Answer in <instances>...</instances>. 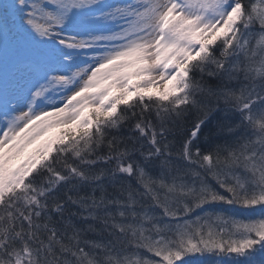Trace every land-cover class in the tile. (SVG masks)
<instances>
[{"label": "snow or ice", "instance_id": "1", "mask_svg": "<svg viewBox=\"0 0 264 264\" xmlns=\"http://www.w3.org/2000/svg\"><path fill=\"white\" fill-rule=\"evenodd\" d=\"M191 257L264 264V0H0V264Z\"/></svg>", "mask_w": 264, "mask_h": 264}, {"label": "trees", "instance_id": "2", "mask_svg": "<svg viewBox=\"0 0 264 264\" xmlns=\"http://www.w3.org/2000/svg\"><path fill=\"white\" fill-rule=\"evenodd\" d=\"M256 2L259 3V0H256ZM143 147L147 148V145L144 144ZM99 167H103V166H101V165L93 166L94 169L99 168ZM148 170H149L150 174H152V175H159L160 171H161L160 161L158 159L156 161H154L153 165L149 166ZM70 183H75V182H70ZM120 183L121 182L119 180H110L108 177H104V178H102L99 185H97L95 182H92V183L80 182L76 186L75 191H78L80 194L94 193L95 195H99L100 189L102 188L103 191L107 194V196L109 198H119L120 193H119L118 185ZM129 184L131 185V187H135V183L133 181H129ZM69 187H70V184H65L63 186L58 187L57 194L62 195L63 192L65 191V189L69 188ZM70 211L74 212V211H76V209L70 207ZM72 221L74 224H76L77 226H80V227H83L85 225V223H87V222H84V221L77 219L76 217H72ZM97 227H99V225H97ZM145 255H148V254H145ZM203 258L191 257L189 260V264H193L196 261V259H198L197 260V262H199L198 264H204L205 260ZM207 258L208 257H206V259Z\"/></svg>", "mask_w": 264, "mask_h": 264}, {"label": "rangeland", "instance_id": "3", "mask_svg": "<svg viewBox=\"0 0 264 264\" xmlns=\"http://www.w3.org/2000/svg\"><path fill=\"white\" fill-rule=\"evenodd\" d=\"M203 259L205 260L204 264H214V261H213L212 258H207V259H206V257H204ZM197 260H198V259H196V261H195L193 264H198L199 262H197ZM193 261H194V260H193Z\"/></svg>", "mask_w": 264, "mask_h": 264}]
</instances>
